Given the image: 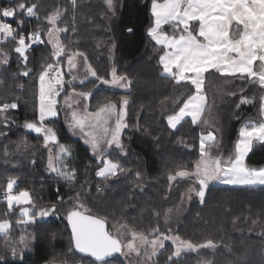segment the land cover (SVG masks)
<instances>
[{"label":"trees","instance_id":"16d2710c","mask_svg":"<svg viewBox=\"0 0 264 264\" xmlns=\"http://www.w3.org/2000/svg\"><path fill=\"white\" fill-rule=\"evenodd\" d=\"M114 1L115 11L112 12L103 0H76L75 7L70 0H0V6L14 8L15 18L11 22L16 30L15 40L8 39L0 45L1 60L7 54V62L0 63V105L17 104L16 109L0 113V132L6 134L2 139L0 137V197L7 188L8 179H14L17 183L13 188L18 189L17 192L25 190L31 197L33 203L28 202L31 206H27L29 213L35 214L37 207L56 204L55 213L59 216L57 220L43 222L46 229L38 230L42 234L36 235L31 231L35 228L31 225L34 222L16 221L24 219L20 213L22 205L13 204L11 209L16 211L4 216L5 219L10 220L14 228L15 225L31 226L19 228L12 237L11 230L0 234V256L4 257L0 264H101L74 248L67 215L78 210L77 198L88 202V209L82 213L102 219L108 232L113 221L135 228L149 225L152 231L162 227L166 231L168 227L159 210L174 207L189 184L178 181L179 178L169 181L168 177L175 170L192 169L201 156L200 126L184 119L177 128L170 129L166 117L174 113L194 89L189 83H177L160 72L158 61L163 48L147 34L153 20L150 13L152 0ZM21 3L26 7L37 4L33 28L40 29L42 34L40 42L25 51L27 60L24 64V58L15 51L18 34L26 30V25L19 19L22 10L18 5ZM57 11H62L59 19L65 27L60 34L64 49L83 52L99 77L108 78L114 64L116 72L131 82L124 91L96 88L91 97L90 103L97 107L106 101L119 104L121 97L129 100L125 118L127 127L121 137L123 149H111L102 157L120 164L124 172L107 179L96 176L104 166L101 160L94 157L82 141L71 136L57 118L45 121L56 133V141L49 145H63L71 150L61 166L67 163L69 171L74 169L76 176L73 182H68L55 176V172H46L49 145L45 147L43 133L36 135L24 127L26 122L38 124L39 75L48 65L59 61L53 57V47L46 41L48 24L44 21ZM163 29L172 34L180 32L169 30L167 26ZM128 39L130 43H127ZM60 59L64 61L63 56ZM26 69H30L28 75H24ZM96 84L97 80H90L76 88L90 91ZM70 90L66 87L65 92ZM229 93L218 108V136L224 155L232 152L239 125L256 118L264 89L256 82L245 80L232 85ZM241 97L250 102L241 103ZM9 140L13 141L9 146L11 150L4 156L2 147ZM20 145L24 146L22 150L18 148ZM248 161L264 163V143L251 151ZM59 198L61 202H57ZM0 203L12 211L7 202ZM191 206L195 209L188 211L178 223L176 234L196 244L211 240L218 248L213 252H184L168 264H201L203 254L210 257L209 264H212L213 256L218 252L217 263L221 260L224 264H264V187L212 184L204 202L197 199ZM127 218L130 219L128 222ZM50 227L58 230H50ZM51 231L57 232L55 236H49ZM21 237L25 239L27 251L19 243ZM10 239L17 250L23 249L22 259L18 255L13 257L11 248H5V242ZM120 254L105 258L106 264L117 260Z\"/></svg>","mask_w":264,"mask_h":264},{"label":"snow or ice","instance_id":"6c2138e0","mask_svg":"<svg viewBox=\"0 0 264 264\" xmlns=\"http://www.w3.org/2000/svg\"><path fill=\"white\" fill-rule=\"evenodd\" d=\"M108 7L111 8L113 0H105ZM75 7L76 0H71ZM26 7L21 3L18 5L20 10ZM36 6L27 7V16L35 15ZM2 11L3 17H14L13 9L5 8ZM152 16L154 17V27L149 29V35L152 36L158 44H165L170 51L160 57V64L163 67V73L170 75L177 83L182 81H190L196 87L197 94L188 97L183 102V106L179 107V111L174 115L167 116L168 126L172 129L184 120L186 116H190L192 123L196 124L201 118L204 111V96L200 95L201 85L203 83L204 74L210 70H215L221 75L247 77L258 83L261 89H264V0H163L159 3L158 0H152ZM60 17V12L57 11L47 17L50 24L53 25L49 29V42L53 43L54 55L60 56L64 52V47L59 42L58 33L61 29L55 28V23ZM190 21H199L198 36L203 40L193 35L190 30ZM22 23V22H20ZM172 24L174 30H180L183 26V34L178 37H168L159 33L162 25ZM15 29L9 24L0 22V35L5 39H16ZM27 39L33 42H39V34H29ZM18 46L15 51L20 54L25 60L26 49L30 46L25 43V36L20 35ZM234 54V55H232ZM83 56L82 53H74L68 56L69 69L77 68L76 56ZM5 59L0 60V63H6ZM259 61V70H254V62ZM85 70L91 77L96 78L101 83L110 84L119 88H129L130 81L127 77L118 76L115 69L112 71V79L106 80L97 75L90 64L87 63V58H84ZM175 69V70H174ZM53 71V66L48 67L41 72L40 80V104H39V126L34 122H26V129L43 133L45 147H48L50 142L56 141V133L52 128L46 127L44 121L46 117H54L57 115L55 111L54 96L57 94V87L62 86V77L59 69H55V75L49 79L50 72ZM25 72L24 75H28ZM82 98H88L90 92H82L78 94ZM246 98L241 97V103H249ZM65 103H69V97L65 98ZM128 104V99L124 98L121 102L119 110L116 105L110 101L100 105L94 113L81 115L73 111L69 127L74 131L79 129L86 138L85 143L89 144L93 152L103 151L102 145L107 144L109 147L115 145L119 149H123L120 139L122 129L127 127L124 123L126 115L125 105ZM72 105L69 103V107ZM17 104L0 105V113H5L9 109H16ZM260 114L264 116V96L260 97ZM113 117L116 118L115 128L109 129L103 127ZM94 121V123H93ZM86 127H90L93 131L84 132ZM102 129V135L99 130ZM110 134V138H108ZM254 141L264 142V122L246 123L239 130V138L234 144V152L229 157L227 166H224L220 158L212 159L210 149L215 144V137L210 132L207 137H201V159L196 162L194 173L187 171H178L175 175H169V181L177 177L191 178L195 176V181L198 184V190L195 187L189 189V193H195L203 203L210 185L219 182L230 185H241L246 187H254L256 185H264V167L249 168L244 163V157L252 149ZM207 145V147H206ZM70 149L60 145L57 155L54 157L49 149L48 170L55 172L57 176L62 177L68 182L75 180V170L69 171L68 164L61 162L70 153ZM98 159H100L98 157ZM104 167L100 168L96 175L107 179L108 177L116 176L118 173H123L124 169L120 164L109 160L101 159ZM139 176V173H137ZM16 182L9 180L5 199L11 209L13 203L20 204L22 201L27 203L31 201V197L27 191H22L17 195L12 194L13 186ZM99 190V189H98ZM191 196H189V199ZM55 211V205L49 209H42L38 213L31 214L27 209H22V215L27 217L24 223H33L37 218H44L50 212ZM165 213V217L169 215ZM67 220L71 226L72 241L75 248L82 252L88 253L95 257L96 261L101 264H106L105 258L114 252H122V248L126 247L129 252L140 254L141 248H144L145 254L149 256L155 255L156 252L163 248L165 239L171 237L156 236L149 239L148 235L132 231V239L126 245H122L121 241L105 231L104 222L100 219L91 216H85L79 211H70L67 215ZM10 229L7 221H0V234H6ZM156 231V230H153ZM173 239L175 251L172 253L175 257H180L182 253L196 251L202 247H215L213 242L209 240L205 245H196L191 241L182 240L179 236ZM25 244L24 237L19 241ZM27 245L25 244V247ZM5 248H11L12 256H17V248L15 245L5 243ZM150 248L151 252H147ZM21 252L23 249L20 250ZM22 259V257H21ZM0 261H4V257L0 256Z\"/></svg>","mask_w":264,"mask_h":264},{"label":"rangeland","instance_id":"374dc122","mask_svg":"<svg viewBox=\"0 0 264 264\" xmlns=\"http://www.w3.org/2000/svg\"><path fill=\"white\" fill-rule=\"evenodd\" d=\"M103 1L105 2V0H103ZM158 2L159 3H163V0H158ZM105 4H106V6H107V8L109 10H111L112 12L115 11V7H114L115 6V1L114 0H113V4H112V7L111 8L108 7V5H107L106 2H105ZM33 5L36 6L35 13L37 14L38 10H37V4L36 3L35 4L34 3L30 4L29 7H31ZM151 8H152V1H151V4H150V13L152 15ZM59 12H60V16H61L62 11H59ZM152 18H153L152 23L147 28V34H148V36H150L149 35V29L154 27V17L152 16ZM44 21H45L46 24H48V28H47V31L45 33V38H46V41L49 42V39H50V37H49V29L52 28L53 25L48 22L47 18ZM62 23L63 22L60 19H58L56 21V23H55V28L61 29V31L58 33L59 42H60L61 45H62V42L63 41H61L60 34H61L62 31L65 30V27L62 26ZM189 24H190V30L193 32V35H196L197 38L202 41L203 38L198 36L199 21H190ZM164 26H167V28L169 30H174V25H172V24L162 25L161 28L159 29V33L162 34V35H167L168 37H173V36L178 37L179 35L183 34V32H182L183 26L182 25L180 26V30H174V31H180L177 34L167 33L163 29ZM38 31L40 33V38L42 39V34H41L40 29H38ZM150 37H151L152 40H154L152 38V36H150ZM127 41H128L127 43H130V39H128ZM154 41L156 42V40H154ZM50 44L53 47V43H50ZM156 44L162 46V48H163V52L160 55V57L162 55H165L166 52H168V51L171 50V49L167 48L165 46V44H158L157 42H156ZM74 53H82L83 56H79V55L76 56L77 68L70 70L69 67H68V63H67L68 56L69 55H72ZM232 55H234V54H232ZM62 56L64 57V61H61V59H60ZM112 56H113V49L111 50L110 57L112 58ZM53 57L56 60H59V61L58 62L56 61V62H53L52 63L53 71L50 72L49 77H46V79H49L52 75H55V71L54 70L58 68L59 71H60V75L62 77L63 83H62V86H58L57 87V94L53 97L54 100L56 101V103H55V111H56L57 115L54 116V117H46L45 121L47 119H50V118L51 119H56V118L57 119H60L63 122V124L65 125V127L67 128L69 134L71 136L79 139L80 141H82V143H84L89 148V150L92 153V155H94V157H96L97 159L99 157L100 159H98V160H101V159H103L102 157H104V155L106 153H108L109 150L114 149V148H117V147L115 145L109 147L107 144H103L102 145V148H103V151L102 152L101 151L93 152V150L91 149L90 145L87 144V143H85V140H86L87 137H85L84 134L82 132H80L79 129H76L74 131L73 129H71L69 127V123L71 121V114H72L73 111H76V112L80 113L81 115H84L85 114V110H86L87 113H94L97 110V108L99 106L97 107L96 104L90 103L91 102V97H92L93 92H94L93 90L96 89V88H105V89H107V91L108 90H116V91L120 90V91H124V90H126L128 88H119V87H116V86H113V85H110V84H104V83H101L96 78L89 76L87 74L86 70H85V64H84V58L86 57V55L83 52H81V51H71V50H68V49H64V52H63L62 55H60V56L54 55ZM160 57H159V61L158 62H159V65L161 67V71H160L161 74L164 75V76H167V77H171L170 75L163 73V67L160 64ZM0 60H1V58H0ZM24 60L25 59H23V64L25 63ZM87 63L90 64L91 67L93 68V66L89 62L88 58H87ZM113 65L114 64H112V66L110 68L108 78H103V79H106V80H111L112 79V71H113V69H115V67ZM258 66H259V61L254 62V65H253L254 70H257L258 71L259 70V67ZM29 70L30 69H26V72H29ZM116 74L118 76H121L117 72H116ZM39 77H40V75H39ZM90 80H97V84H96V86L93 87L92 90H90V91H80V90H77V88H76L77 85L82 84V83H85V82L90 81ZM245 80H248L250 82H254L253 80L248 79L247 77H241L239 75H236V76L221 75L220 73L216 72L215 70H210L209 72H207V73L204 74L203 83L201 85V91L199 93L200 95H203L204 98H205L204 99V105H205L204 111L202 113L201 118L196 123V124H198L200 126V129H201V134H200V138H199V151H200V146H201V137L202 136L203 137H207L208 133L211 132L214 135V137H215V144L210 149V156H211L212 159L220 158L223 161L224 166H227L229 157L234 152V144H235L236 140L239 138V130H240V128L243 125H245L246 123H249V122H252V123L264 122V116H261V114H260V106H259V111H258V114H257L256 118L251 119V120H246V121L242 122L239 125L238 132H237V138H236V140H235V142L233 144V150H232V152L229 155L222 154L221 142H220V139H219V136H218V134H219V128H218V108L225 101L226 96H228V94H230L229 92H230L231 86L232 85H235L237 83V81H245ZM182 82L189 83L193 87V89H194L193 93L190 94L188 97L197 94L196 87L194 85H192L190 83V81H182ZM38 85H39V91H38V93L40 94V80H39V78H38ZM66 87L70 88L71 90L68 91V92H65ZM82 92H90L89 97L86 98V99L80 97L78 94L79 93H82ZM63 93L65 95L63 97H61ZM39 94H38V108H37V116H38V120H37V123L38 124L37 125L38 126L40 124V120H39V104H40ZM262 96H264V93L262 94ZM66 97H69V103L72 105L71 107H69V103H65V98ZM188 97L186 98V100L188 99ZM105 98H108V97H105ZM121 98L122 99L120 100L119 104H116L114 102H111L112 104L116 105L117 110H119V107L121 105L122 100L124 98H127V97H121ZM107 102H109V101H106V103ZM128 102H129V100H128ZM181 106H183V103H182ZM126 107H127V105H125V112H126V115H127V109H126ZM178 111H179V108L174 113H172L171 115H174ZM126 115L124 117V123L125 124H127V121L125 119L126 118ZM184 119H190L192 121V119H191L190 116H186ZM45 121L43 123H44V125L46 127H48L49 125H47L45 123ZM166 121H167V119H166ZM93 123H94V121H93ZM115 125H116V118L113 117L103 127H107L109 129H112V128H115ZM167 125H168V123H167ZM170 129H172V128H170ZM124 130H125V128L122 129V131L120 133V139L123 136L122 132H124ZM89 131H93V129H91L90 127H86L84 129V132H89ZM99 134H101V135L103 134L102 133V129L99 130ZM5 135L6 134H4V132L3 133L0 132L1 139ZM108 138H110V134H109ZM12 143H13V141L12 140H9V141H6L3 144V147L2 148H3L4 156H8V154H9V152L11 150V149H9V146ZM262 143H264V142L254 141L253 146H252V149L244 157V163L249 168H261V167H264V163L258 164V163H252V162L248 161V156L251 153V151L255 147H257L258 145H260ZM23 145L18 146V148L20 150H22V148L24 147ZM206 147H207V145H206ZM48 148L52 150L51 154L55 157L57 155L58 151H59V145H56V144L49 145ZM49 149L47 151L48 152V155L46 156V159H45V171L48 172V173H50V174H55L54 172H51V171L48 170V158H49V154H50L49 153ZM30 151L31 150H29V152ZM200 153H201V151H200ZM4 158L5 157H3V159ZM200 159H201V156L199 157V159H197V161H199ZM195 165H196V163L194 164V167L192 169H190V170H186L185 169V170H179V171H187L189 173H194L196 171ZM176 172H178V171L175 170L170 175H175ZM55 176H57V174H55ZM177 178H179L178 181L187 182L189 184L180 193V197H179L178 203L174 207H171V206L168 207V208L162 207V209L159 210V215L162 217V220H164V223L168 227V229H165L166 231H163L162 230L163 228L162 227H159L160 229H156V231H155L156 233H154L153 235H151L150 233L151 232H154V231H152L151 229H149V225L147 226V225H143L142 224L140 227H136L135 228V227H131L130 224L128 225L127 223H116L115 221H113L112 226H111V229L109 230V234L112 235V236H114V237H116V238H118L121 241L122 245H126L128 243V241L132 239V236H131V232L132 231L139 232V233H144V234L148 235V238L150 240L153 239V238H155L156 236H167V237H171V238H174L176 236H179V235L176 234V231H175L176 228L175 227L178 225L179 222H181V220L184 218V216L186 215V213H188V211L190 212L192 209H195V208H192L194 206H191V205L194 204V203H196V200L198 198H197V196L195 195L194 192L193 193H189V189L192 188V187H195L198 190V184L195 181V176H192L191 178H188V177H184V178L177 177ZM8 180H14V179H8ZM15 182L17 183V181H15ZM213 185L229 186V187H233V186H236V187H246V186H241V185L223 184V183H219V182H216ZM7 186H8V184L5 185V187H7ZM254 187H264V185H256ZM254 187H252V188H254ZM17 191H18V189L15 190L13 188L12 189V194L13 195H17L20 192L25 191V190H22V191H19V192H17ZM7 194H8V191H7V188H6L5 191H2V194H1V197H0V199H1L0 202H7L6 199H5V197H6ZM189 196H191L190 199H189ZM30 202H31V204L33 203L32 201H30ZM57 202H61V199L60 198L57 199ZM75 202H76L75 205H76V207H77V209L79 211L86 212V210L88 209L87 208L88 202L84 203L80 197L77 198ZM13 204H16V203H13ZM20 204L22 205L21 210H20V213L21 214H22V209H27L28 212H29V209H28L27 206H31V205L28 202L25 203V202L22 201ZM16 205H18V204H16ZM53 205H55V208H56V204H53ZM53 205H50L48 207L45 206V207H41V208L40 207H37L38 209H36L37 210L36 213H38L42 209L52 208ZM0 208H1V214H2V215H0V217L3 216L0 219V221H7L9 223V225H10V229L9 230H11V233H10L11 234V237L14 234L17 233V231H18L19 228L26 229L27 227H29L31 225H35V228L34 229H31V231H34L36 235H40V233L42 232L41 230L46 229V227H47V226H44L43 222H45L48 219H56V220L59 219V216L54 211V212H50L48 216H46V217H44L42 219L37 218V220L33 224H31V225H28V226H20V227H18L17 225H15L16 227L14 228L13 226H11V221L8 220V219H5L4 216H6V215L9 216L11 214H14V211H16V210H14V209L12 210L11 209L12 211H8L7 208L4 206L3 203H0ZM169 210H171V211H170L169 215L166 218L165 217V213L166 212H169ZM23 217H24V219H21L20 218V219H16V221L18 223H22L23 221L27 220V217H25V216H23ZM128 220H130V219L127 218L126 221L128 222ZM38 230H40L41 232L38 231ZM50 230H58V228L51 229V227H50ZM55 233H57V232L55 231ZM55 233L53 231H51L49 236L50 237L55 236ZM179 237L182 240H187V239H185L181 235ZM171 238L165 239L163 241V243H164L163 248L159 249L156 252V254L155 255H152L150 258H149L148 255L145 254V251L146 250L144 248H141L140 254L138 255L136 252H129V250L126 247H124V248H122L121 254L117 257V260L111 262L110 264H117V262L119 264H168L170 261H173V259L178 258V257H175V256L172 255V253L175 251V244L173 243V239H171ZM11 240L12 239L7 240V242L11 244ZM187 241H189V240H187ZM207 242L208 241H205V242L203 241V242H200L199 244H196L194 242H192V243L193 244H196V245H205ZM1 243L3 244L4 241H2ZM214 245H215V247H202V248H198L196 251L197 252H199V251L202 252L203 250H207V251L213 252V251H215L216 248H218V245L217 244H214ZM21 246H25V244H22ZM21 249L17 250V253H18L17 255H18V258L19 259H21V257H23V251L21 252L20 251ZM27 250H28V247H26V251ZM196 251H194V252H196ZM147 252L150 253L151 252V249L148 248L147 249ZM218 254H220V252H218L217 255H214L213 256L215 258L213 259L212 264H224L221 260H219L218 263H217ZM211 259H212V257H211ZM161 260H163V261H161ZM200 263L201 264H209L210 263V257L209 256L206 257L203 254V256L200 257ZM61 264H63V263H61ZM76 264H84V263L82 262V263H76Z\"/></svg>","mask_w":264,"mask_h":264},{"label":"built area","instance_id":"2783aa9c","mask_svg":"<svg viewBox=\"0 0 264 264\" xmlns=\"http://www.w3.org/2000/svg\"><path fill=\"white\" fill-rule=\"evenodd\" d=\"M5 8H9V9H13V7L9 6V5H6V6H0V10L2 9H5ZM27 7H25L23 10H22V15L19 19H21V21L26 25V30L24 31H21L20 34H18V37H17V40L19 39L20 35L23 34L25 36V43L29 44L30 46L26 49V51H30L36 44H38L41 40L40 38V33L38 30H35L33 28V23L36 21L37 19V16H36V13L34 16H27ZM15 16V15H14ZM15 17H3L2 16V11H0V22H3V23H7L9 24L11 27H12V20L14 19ZM20 23V22H19ZM13 28V27H12ZM33 33H38L39 34V42H33L29 39H27L28 35L29 34H33ZM8 39H11V38H8ZM8 39H5L3 35H0V45L3 44L4 42H6ZM97 176V175H96ZM98 177V176H97Z\"/></svg>","mask_w":264,"mask_h":264},{"label":"water","instance_id":"95a60500","mask_svg":"<svg viewBox=\"0 0 264 264\" xmlns=\"http://www.w3.org/2000/svg\"><path fill=\"white\" fill-rule=\"evenodd\" d=\"M32 131V130H31ZM32 132H34L36 135H39L40 133H36L35 131H32ZM198 199H199V197H198ZM73 211H78V210H73ZM80 212V211H79ZM81 214H83V215H85V216H91V217H93V218H96V219H100V218H97V217H94V216H92V215H89V214H86V213H82V212H80ZM100 220H102V219H100ZM103 221V220H102ZM104 222V221H103ZM67 223H68V220H67ZM68 225H69V223H68ZM69 228H70V231H71V226L69 225ZM104 228H105V231L106 232H108L107 231V228H106V224H105V222H104ZM109 233V232H108ZM71 235H72V231H71ZM73 245H74V243H73ZM74 248H75V246H74ZM75 250L76 251H78L76 248H75ZM79 253H82V252H80V251H78ZM119 253H121V252H114V253H112L110 256H114V255H116V254H119ZM82 254H84V255H87V256H90V257H92V258H94L95 259V257H93V256H91L90 254H88V253H82ZM110 256H108V257H110ZM107 258V257H106Z\"/></svg>","mask_w":264,"mask_h":264}]
</instances>
